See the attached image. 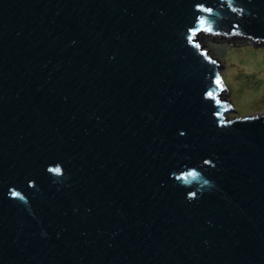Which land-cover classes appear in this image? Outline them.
Here are the masks:
<instances>
[{
  "label": "water",
  "instance_id": "95a60500",
  "mask_svg": "<svg viewBox=\"0 0 264 264\" xmlns=\"http://www.w3.org/2000/svg\"><path fill=\"white\" fill-rule=\"evenodd\" d=\"M203 35L264 0H0V264H264V114Z\"/></svg>",
  "mask_w": 264,
  "mask_h": 264
},
{
  "label": "rangeland",
  "instance_id": "374dc122",
  "mask_svg": "<svg viewBox=\"0 0 264 264\" xmlns=\"http://www.w3.org/2000/svg\"><path fill=\"white\" fill-rule=\"evenodd\" d=\"M198 43L219 65L224 88L220 97L228 100L233 111L227 117L264 114V44L235 40L213 42L199 36Z\"/></svg>",
  "mask_w": 264,
  "mask_h": 264
},
{
  "label": "trees",
  "instance_id": "16d2710c",
  "mask_svg": "<svg viewBox=\"0 0 264 264\" xmlns=\"http://www.w3.org/2000/svg\"><path fill=\"white\" fill-rule=\"evenodd\" d=\"M213 42H217V41H221V40H223L221 37H213V36H208ZM235 40H237V39H233V40H231L229 43H232L233 41H235Z\"/></svg>",
  "mask_w": 264,
  "mask_h": 264
},
{
  "label": "snow or ice",
  "instance_id": "6c2138e0",
  "mask_svg": "<svg viewBox=\"0 0 264 264\" xmlns=\"http://www.w3.org/2000/svg\"><path fill=\"white\" fill-rule=\"evenodd\" d=\"M216 83H217V85H220L221 81L219 78H217ZM210 95H211V93H210Z\"/></svg>",
  "mask_w": 264,
  "mask_h": 264
},
{
  "label": "bare ground",
  "instance_id": "6f19581e",
  "mask_svg": "<svg viewBox=\"0 0 264 264\" xmlns=\"http://www.w3.org/2000/svg\"><path fill=\"white\" fill-rule=\"evenodd\" d=\"M218 71H219V69H218Z\"/></svg>",
  "mask_w": 264,
  "mask_h": 264
}]
</instances>
